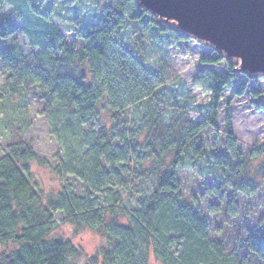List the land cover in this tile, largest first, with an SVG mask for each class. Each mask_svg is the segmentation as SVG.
Returning a JSON list of instances; mask_svg holds the SVG:
<instances>
[{
    "label": "trees",
    "instance_id": "obj_1",
    "mask_svg": "<svg viewBox=\"0 0 264 264\" xmlns=\"http://www.w3.org/2000/svg\"><path fill=\"white\" fill-rule=\"evenodd\" d=\"M46 1L0 0L24 21L22 34L34 49L24 55L12 47L0 53V64L11 72L7 84L13 92L38 88L44 109L54 112L58 123L66 118L72 124L65 142L72 145L67 149L68 159L55 171L58 177L78 178L82 195H43L31 175L36 155L26 147L10 148L0 157V246L15 249L1 254L0 264H69V259L78 257L80 250L70 241L51 237L58 212L106 240L99 254L88 258L89 264H149L151 257L158 264H249L245 256L239 259L235 251L227 255L220 241L209 238V224L200 212L203 196L222 202L227 190L250 197L257 188L253 176L244 174L229 105L224 123L227 150L236 160L233 169L226 157L206 161L205 170L218 168L223 173L222 184L206 187L191 203L184 200L179 179L187 156L194 166L206 158L200 135L217 128L224 90L233 86V97H243L248 80L233 85L237 72L232 68L222 75L201 74L202 86L211 95L204 121L192 125L185 117L173 118L165 125L150 107L140 127L128 131L121 123L125 112L151 100L164 79L145 69L130 49L114 39L115 34L128 23L147 20L145 31L153 30L172 42H186L190 37L165 27L135 0H111L97 25L77 35L81 46L67 44L52 23L56 7L47 9ZM15 33L9 21L0 19V40ZM223 60L222 55H208L201 63L218 65ZM250 93L258 94L256 90ZM102 115L110 128L104 126L93 141L84 144L79 140L81 128L93 122L99 125ZM141 135L146 136L143 143ZM83 144L88 149L78 151ZM151 179L152 190L142 192L139 182ZM135 190L136 199H131ZM123 193L129 194L128 205L122 200ZM227 206L231 216L238 214L236 207ZM244 241L246 256L264 264V231L247 235Z\"/></svg>",
    "mask_w": 264,
    "mask_h": 264
},
{
    "label": "rangeland",
    "instance_id": "obj_2",
    "mask_svg": "<svg viewBox=\"0 0 264 264\" xmlns=\"http://www.w3.org/2000/svg\"><path fill=\"white\" fill-rule=\"evenodd\" d=\"M261 1L264 3V0ZM110 2L111 0H47L45 5L47 9L56 7L52 23L66 43L75 42L81 46L77 35L97 25L101 11ZM156 16L165 27L185 33L190 39L175 43L153 30L145 31L147 20L139 24L128 23L115 34L114 39L120 40L124 47L130 49L145 69L164 79L163 86L157 89L151 100L141 101L128 109L121 123L128 131H136L151 107L165 125L170 124L173 118L184 117L192 125H197L209 114L211 103V95L202 86L201 74L212 72L222 75L232 68L237 72V80L232 82L233 85L248 80V89L243 97H233V86L224 90L217 112V128H208L200 135L199 143L207 152L206 158L194 166L187 156L179 179L183 198L191 203L193 196L197 193L202 195L206 187L222 184L220 179L223 173L216 170L218 168L205 170L206 161L215 156L226 157L230 160L231 170L233 169L236 160L227 150L228 138L224 123L229 105L233 140L236 149L242 154L244 174L253 176L257 188L250 197L227 190L222 202L216 197L203 196L200 212L209 224V238L220 241L227 255L235 251L239 259L245 256L244 259L249 264H262L254 257L246 256L243 246L247 235L264 231V74L259 70H243L239 58L227 55L215 43L180 27L174 19ZM0 19L9 21L16 29L12 38L0 40V53L12 47H16L24 55L32 53L34 49L22 34L24 21L18 19L7 4H0ZM134 35L142 38L136 41ZM208 55H222L224 60L218 65L202 64L201 60ZM10 73L0 64V157L15 145L19 148L26 147L37 157V162L30 165L31 175L43 195L56 198L61 193H73L81 196L83 184L78 178L65 174L58 177L55 171L61 162L68 159L67 151L72 145L65 142L72 124L66 118L58 123L55 113L44 109L35 90L38 88H16L13 92L7 84ZM252 90L258 93L255 97L250 93ZM99 123L83 126L79 140L91 142L104 126L110 128L108 118L104 115ZM145 138V135H141L140 143ZM84 144L80 148L74 147L85 152L88 148ZM153 183L154 179L139 182L142 192H150ZM135 192L136 190L131 192V199H136ZM122 196V200L128 205L131 200L129 194L123 193ZM228 204L236 207L238 214L231 216ZM133 205L134 202L130 204ZM53 219L51 237L70 241L80 250L78 257L69 259V264H89L88 258L98 255L102 247L106 246V240L100 238L95 231L73 223L64 213L54 214ZM14 249L12 245L6 248L0 246V255H7ZM149 264L158 263L151 257Z\"/></svg>",
    "mask_w": 264,
    "mask_h": 264
},
{
    "label": "water",
    "instance_id": "obj_3",
    "mask_svg": "<svg viewBox=\"0 0 264 264\" xmlns=\"http://www.w3.org/2000/svg\"><path fill=\"white\" fill-rule=\"evenodd\" d=\"M145 9L240 59L243 70L264 74V3L261 0H135Z\"/></svg>",
    "mask_w": 264,
    "mask_h": 264
}]
</instances>
